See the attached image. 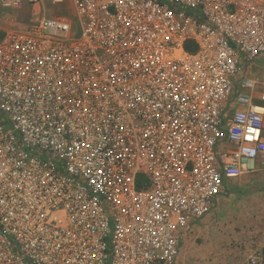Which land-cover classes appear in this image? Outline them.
I'll list each match as a JSON object with an SVG mask.
<instances>
[{"label":"built area","instance_id":"2783aa9c","mask_svg":"<svg viewBox=\"0 0 264 264\" xmlns=\"http://www.w3.org/2000/svg\"><path fill=\"white\" fill-rule=\"evenodd\" d=\"M27 5L0 29V264H178L264 167V0H0Z\"/></svg>","mask_w":264,"mask_h":264},{"label":"rangeland","instance_id":"374dc122","mask_svg":"<svg viewBox=\"0 0 264 264\" xmlns=\"http://www.w3.org/2000/svg\"><path fill=\"white\" fill-rule=\"evenodd\" d=\"M48 16L64 5L42 7ZM31 5L0 6V29L25 27L36 20ZM264 67V54L259 57ZM264 264V167L231 181L212 212L190 228L180 246L178 264Z\"/></svg>","mask_w":264,"mask_h":264},{"label":"trees","instance_id":"16d2710c","mask_svg":"<svg viewBox=\"0 0 264 264\" xmlns=\"http://www.w3.org/2000/svg\"><path fill=\"white\" fill-rule=\"evenodd\" d=\"M2 33L0 32V35H1Z\"/></svg>","mask_w":264,"mask_h":264}]
</instances>
